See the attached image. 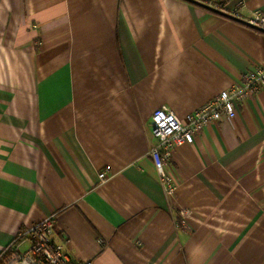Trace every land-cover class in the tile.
<instances>
[{"label":"crops","instance_id":"obj_1","mask_svg":"<svg viewBox=\"0 0 264 264\" xmlns=\"http://www.w3.org/2000/svg\"><path fill=\"white\" fill-rule=\"evenodd\" d=\"M194 1L0 0V262L53 214L78 262L264 264V89L172 150L171 208L148 155L154 110L264 68V32Z\"/></svg>","mask_w":264,"mask_h":264},{"label":"built area","instance_id":"obj_2","mask_svg":"<svg viewBox=\"0 0 264 264\" xmlns=\"http://www.w3.org/2000/svg\"><path fill=\"white\" fill-rule=\"evenodd\" d=\"M214 7L225 15L242 20L247 26L264 32V11L254 10L251 15L242 17L238 8L228 9L226 1H219ZM260 89H264L263 67L246 72L240 82L222 90L200 107L187 113L184 118H179L167 106H161L153 111L151 129L155 141L148 155L169 208L172 206L171 201L176 191L175 179L167 168L172 150L177 146L192 143L195 135L201 132L205 125L234 117L237 114V105L242 104L248 96ZM98 177L103 181L106 179V173L101 172ZM177 217V224H186L191 217V211L180 208ZM54 226L55 217L52 214L19 232L18 239L24 237L29 241V252L12 254L8 259L20 264H91L90 261H76L61 243L53 240Z\"/></svg>","mask_w":264,"mask_h":264},{"label":"trees","instance_id":"obj_3","mask_svg":"<svg viewBox=\"0 0 264 264\" xmlns=\"http://www.w3.org/2000/svg\"><path fill=\"white\" fill-rule=\"evenodd\" d=\"M187 1H192V2H195L194 0H187ZM224 1V0H222ZM215 11H219L218 9L214 8ZM220 12V11H219ZM4 262V261H3ZM3 262H0V264H3Z\"/></svg>","mask_w":264,"mask_h":264}]
</instances>
